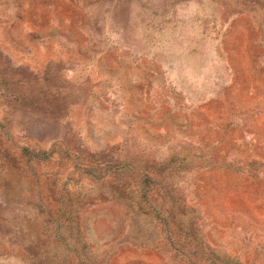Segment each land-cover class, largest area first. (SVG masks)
<instances>
[{
	"label": "rangeland",
	"instance_id": "obj_1",
	"mask_svg": "<svg viewBox=\"0 0 264 264\" xmlns=\"http://www.w3.org/2000/svg\"><path fill=\"white\" fill-rule=\"evenodd\" d=\"M0 264H264V0H0Z\"/></svg>",
	"mask_w": 264,
	"mask_h": 264
}]
</instances>
